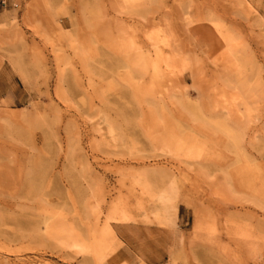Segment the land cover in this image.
Here are the masks:
<instances>
[{
    "label": "rangeland",
    "instance_id": "374dc122",
    "mask_svg": "<svg viewBox=\"0 0 264 264\" xmlns=\"http://www.w3.org/2000/svg\"><path fill=\"white\" fill-rule=\"evenodd\" d=\"M9 1L0 264H264V0Z\"/></svg>",
    "mask_w": 264,
    "mask_h": 264
},
{
    "label": "crops",
    "instance_id": "0c3cea01",
    "mask_svg": "<svg viewBox=\"0 0 264 264\" xmlns=\"http://www.w3.org/2000/svg\"><path fill=\"white\" fill-rule=\"evenodd\" d=\"M9 13V14H8ZM14 15V8L9 0H0V25L7 23ZM26 91L17 74L3 61L0 63V100L10 107L24 99Z\"/></svg>",
    "mask_w": 264,
    "mask_h": 264
},
{
    "label": "bare ground",
    "instance_id": "6f19581e",
    "mask_svg": "<svg viewBox=\"0 0 264 264\" xmlns=\"http://www.w3.org/2000/svg\"><path fill=\"white\" fill-rule=\"evenodd\" d=\"M8 14H9V13H8ZM156 54H157V53H156ZM140 66H141V65H140ZM151 66H152L153 68H156V65H154L153 62H151ZM146 189H147V192L149 193L150 196L153 195V193H154L153 191H155V190H153V188H150L148 184H146ZM152 190H153V191H152ZM155 193H156V191H155ZM158 193H160V192H158ZM158 193L155 194V195H156V199L158 198V197H157V195H159ZM162 194H163V195H162V196L160 195L159 198H158V199H161V201H160L161 203H160V204H161V205H162V204L164 205V204H167V203L169 204V203H170V202H169V199H170L169 196H167L166 194H164V192H162ZM160 197H161V198H160ZM157 202H158V201H157ZM155 203H156V202H155ZM157 205H158V204H157ZM157 205H156V206H157ZM172 205H173V204H172ZM156 206H155V207H156ZM161 207H163V206H161ZM164 207H166V206H164ZM170 207H171V208L173 207L172 210H175V207H174V206H170ZM154 209H155V208H154ZM159 209H160V208H159ZM161 209H162V208H161ZM166 209H167V208H166ZM166 209L164 208L163 210H166ZM156 210H157V209H156ZM163 210H162V212H163ZM154 211H155V210H154ZM159 211H160V210H159ZM160 212H161V211H160ZM162 212H161V214H162ZM164 212H165V211H164ZM169 212H170V211H169ZM155 213H156V211H155ZM157 213H159V212H157ZM157 213H156V216H159V214L157 215ZM153 214H154V213H153ZM164 215H166V214H163V216H164ZM164 217H165V216H164ZM158 218H159V217H158ZM165 218H166V217H165ZM162 220H163V219H162ZM166 220H167V221L169 220V223L172 222L171 217H170V218L168 217V219L166 218ZM164 221H165V219H164ZM171 224H172V223H171Z\"/></svg>",
    "mask_w": 264,
    "mask_h": 264
}]
</instances>
